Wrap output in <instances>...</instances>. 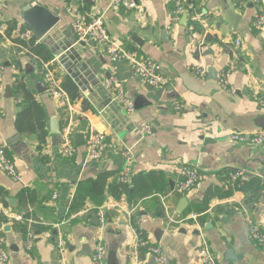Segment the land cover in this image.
Segmentation results:
<instances>
[{"label":"crops","instance_id":"1","mask_svg":"<svg viewBox=\"0 0 264 264\" xmlns=\"http://www.w3.org/2000/svg\"><path fill=\"white\" fill-rule=\"evenodd\" d=\"M110 1L82 0L81 8L90 17L102 16L121 48L157 63L167 80L163 88H151L128 65L112 63L95 44L77 43L72 24L79 5L72 0H0L2 24L16 25L11 38L0 32V147L21 177L14 182L0 170V215L6 219L0 227L9 264H95L91 254L96 242L106 249L105 264H157L144 247L135 248V230L148 245L161 248L167 264H191L202 240L217 264H264V246L256 247L248 236L251 225L264 227V146L236 144L228 137L232 132L264 130V109L257 103L264 96V32L253 29L257 6L191 0L188 15H176L175 0H136L137 11L145 15L141 22L131 11L114 10ZM35 6L57 20L41 39L25 24L44 25V14L25 16L26 9ZM190 25L194 31L188 33ZM22 29L51 52L49 62L27 55L13 42ZM235 58L223 88L220 73ZM45 64L60 85L69 78L78 87L72 111L49 98ZM194 68H204L206 77L196 76ZM110 77L117 78L118 89L132 101V113L127 114L105 88ZM24 92L46 116L47 136L41 147L35 136L21 134L15 126L27 104ZM82 100L91 110L82 109ZM143 124L151 126L153 136L141 134ZM90 126L106 136L97 161L86 155ZM66 131L76 146L70 159L59 154ZM123 150L131 152L129 161L121 156ZM184 166L198 169L203 179L191 192L179 195L174 188ZM125 167L131 173L129 191L121 193L114 186ZM238 171L246 174L247 183L260 180L258 197L243 191L244 185L230 183L229 176ZM99 177L105 179L100 193L87 190L90 196L73 208L78 187ZM98 209L105 214L103 226L92 218ZM17 215L35 225L14 221ZM190 215L197 218L191 220ZM30 227L35 239L26 250ZM59 237L64 242L62 256Z\"/></svg>","mask_w":264,"mask_h":264},{"label":"built area","instance_id":"2","mask_svg":"<svg viewBox=\"0 0 264 264\" xmlns=\"http://www.w3.org/2000/svg\"><path fill=\"white\" fill-rule=\"evenodd\" d=\"M75 4L79 5L74 12V22L72 24L73 32L76 37L77 43L81 42H93L98 46L105 55L110 59L112 63H123L128 65L133 72L147 85L154 89H160L166 86L167 80L162 75L160 66L151 60H143L139 55L130 50L121 48L115 43L107 29L105 28L103 17L95 16L90 17L87 15L82 6V0H72ZM191 0H175L174 12L176 15H188L189 5ZM235 5H246L251 3L258 8V12L254 16L253 29L257 32H264V0H233ZM110 6L117 11L123 10V12H134L139 21L145 20V15L142 12L137 11L138 4L136 0H111ZM70 11V9H69ZM193 22L197 21V17L191 18ZM5 26L0 19V32L5 31ZM194 31V26L187 27V32ZM19 38L23 41L32 40L31 32L27 29H22L19 32ZM234 45L240 46V41L235 40ZM235 60L229 62L226 69L222 70L219 76V84L221 87L226 88L228 78L235 69ZM4 66L0 63V82L3 76ZM44 80L47 84V94L49 98L57 103L59 107L66 108L69 111L73 110V103L62 89L59 80L55 76L54 72L49 68L48 64L44 65ZM193 73L200 77H206V70L204 68H194ZM105 88L112 94L113 99L120 104L127 114L134 111V105L132 101L127 98L118 89V80L116 77H110L105 81ZM233 94L234 90H230ZM257 103L261 109H264V96L259 97ZM179 109V106H175ZM0 111H1V90H0ZM140 132L143 136H153L154 132L150 125L143 124L140 127ZM229 140L236 144H252L255 146H264V130H260L254 134L235 133L229 134ZM106 136L97 131L94 127L90 126L86 136V155L89 160H100L103 155L104 142ZM59 154L64 159H70L76 154V146L71 140L69 132H64L59 144ZM121 156L129 161L132 158V154L129 150L121 151ZM0 170L6 176L11 178L14 182H21V177L17 172V169L8 155L7 151L0 147ZM130 169L125 167L117 176L116 182L127 185L130 182ZM181 179L176 183L174 191L179 195H185L191 192L197 184H199L203 176L200 171L191 166H184L180 172ZM229 181L237 187L245 185L248 181L246 174L243 171H238L229 176ZM55 199V195L52 196ZM97 219L99 226H103L106 218L101 209H98ZM191 220H195L197 216L190 215L188 217ZM14 221L22 222L26 221L28 224L35 225L30 219H24L22 216L17 215L12 218ZM136 236L135 248L139 249L144 247L149 256L153 258V261L157 264H167L168 258L161 250L159 246H150L145 240L140 237V234L135 230ZM249 239L254 243L256 247L264 246V227L253 224L249 227L248 231ZM35 239V230L30 227L26 232L25 247L26 250L32 248ZM64 242L61 237L58 239V249L60 256L63 255ZM106 249L101 242H96L91 259L95 264H105ZM0 264H9V255L6 248L5 238L0 227ZM191 264H217L216 258L211 253L205 240H202L197 248L194 249L191 255Z\"/></svg>","mask_w":264,"mask_h":264},{"label":"trees","instance_id":"3","mask_svg":"<svg viewBox=\"0 0 264 264\" xmlns=\"http://www.w3.org/2000/svg\"><path fill=\"white\" fill-rule=\"evenodd\" d=\"M4 24L6 25V29H5L6 37L11 38L12 33L16 28V25L15 23L12 22H6ZM13 42L20 48V50L26 52L27 55L34 57L43 63H47L52 59L51 52L45 46L40 44H35L33 40L23 41L20 40L19 38H15L13 39ZM61 87L66 92V94L68 95V97L72 102H75L79 98L80 93L78 87L71 79L65 78L61 82ZM24 98L27 101V104L23 105L21 111L18 113L16 117V122H15L16 129L21 134H28L30 136H35L38 141L39 147H41L42 145H44L47 136V133L45 131L46 116L43 113L41 106L34 101L33 97L29 93L24 92ZM81 107L84 111L91 110V107L84 100H82L81 102ZM101 178L102 177H99L97 181H95L93 184L86 183V184H81L78 187L76 194L73 197L71 203L73 208L79 207L82 201L86 197L90 196L85 194L87 193V190L93 189L95 194L96 191L100 193V191L102 190L103 183L105 181L104 178L103 179ZM114 187L115 189L120 190L121 193H128L129 191L128 190L129 187L127 185H123L120 183L116 184ZM246 189L252 192L254 198L258 197L259 192L261 191L260 180L252 179L249 183L243 186V191H245ZM3 204L5 205L4 202ZM4 222H6V219L0 215V224ZM22 228L25 231L26 229L25 224H23ZM33 228L37 230L38 229L43 230V228L39 226H34Z\"/></svg>","mask_w":264,"mask_h":264},{"label":"water","instance_id":"4","mask_svg":"<svg viewBox=\"0 0 264 264\" xmlns=\"http://www.w3.org/2000/svg\"><path fill=\"white\" fill-rule=\"evenodd\" d=\"M26 12H27V14L25 15L26 17H28L29 15H32V13H34V14L37 13V14H40V15L44 14L45 15V18L42 19V21H45L44 25L43 24L35 25L32 22H27V21L25 22L26 26L32 31V33H33V35H34V37L36 39H41L45 35V33H47L50 30V28H52L57 22V20H56V18H54V16H51L50 13L44 11L43 9H41L38 6H35V7L31 8V9L27 8ZM133 17H135V13L134 12H133ZM91 43H93V42H91ZM56 133L60 134V131L58 130ZM92 218H94V220H96L97 223H98V219H97L96 215H94ZM150 260H152V262H154L153 258H151Z\"/></svg>","mask_w":264,"mask_h":264}]
</instances>
